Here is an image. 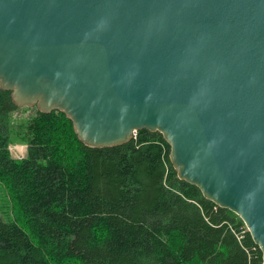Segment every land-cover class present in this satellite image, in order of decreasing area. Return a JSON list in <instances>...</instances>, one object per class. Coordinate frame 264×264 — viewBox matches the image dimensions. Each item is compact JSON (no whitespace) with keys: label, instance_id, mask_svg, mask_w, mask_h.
Here are the masks:
<instances>
[{"label":"water","instance_id":"1","mask_svg":"<svg viewBox=\"0 0 264 264\" xmlns=\"http://www.w3.org/2000/svg\"><path fill=\"white\" fill-rule=\"evenodd\" d=\"M0 88L90 148L162 134L264 264V0H0Z\"/></svg>","mask_w":264,"mask_h":264},{"label":"trees","instance_id":"2","mask_svg":"<svg viewBox=\"0 0 264 264\" xmlns=\"http://www.w3.org/2000/svg\"><path fill=\"white\" fill-rule=\"evenodd\" d=\"M19 109L0 88V179L24 223L0 221V264H263L240 216L179 179L162 134L90 148L63 112L37 110L17 160Z\"/></svg>","mask_w":264,"mask_h":264},{"label":"rangeland","instance_id":"3","mask_svg":"<svg viewBox=\"0 0 264 264\" xmlns=\"http://www.w3.org/2000/svg\"><path fill=\"white\" fill-rule=\"evenodd\" d=\"M19 108L12 115L13 141L9 147L12 157L17 160L25 158L29 148L28 144L19 142L20 136L18 133L26 130L28 123L36 118L38 110L36 106ZM55 135L58 137L59 133L56 132ZM0 221H13L19 225H24L18 202L2 178L0 179Z\"/></svg>","mask_w":264,"mask_h":264},{"label":"bare ground","instance_id":"4","mask_svg":"<svg viewBox=\"0 0 264 264\" xmlns=\"http://www.w3.org/2000/svg\"><path fill=\"white\" fill-rule=\"evenodd\" d=\"M19 152V151H18Z\"/></svg>","mask_w":264,"mask_h":264}]
</instances>
